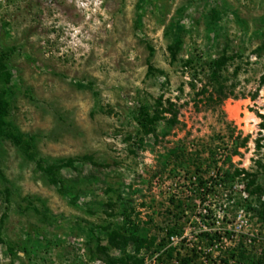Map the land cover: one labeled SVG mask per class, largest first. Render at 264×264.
Wrapping results in <instances>:
<instances>
[{
  "label": "rangeland",
  "instance_id": "1",
  "mask_svg": "<svg viewBox=\"0 0 264 264\" xmlns=\"http://www.w3.org/2000/svg\"><path fill=\"white\" fill-rule=\"evenodd\" d=\"M223 53L219 82L237 97L212 106L208 62ZM0 64L9 129L32 153L0 133V264L132 254L108 235L131 208L157 242L179 223L184 255L205 246L202 230L264 196V0H0ZM160 95L178 123L146 133L139 108L152 114ZM242 99L258 119L251 131L230 112ZM251 178L262 193L247 197ZM240 250H215L205 264H237L249 256ZM157 251L137 257L165 264Z\"/></svg>",
  "mask_w": 264,
  "mask_h": 264
},
{
  "label": "trees",
  "instance_id": "2",
  "mask_svg": "<svg viewBox=\"0 0 264 264\" xmlns=\"http://www.w3.org/2000/svg\"><path fill=\"white\" fill-rule=\"evenodd\" d=\"M230 58L226 56L224 53L221 55H218L215 59L211 60L208 62V79L212 82L217 83L216 87H213V91L211 90L208 96L206 97L207 103L212 105V106H217L222 103V101L228 97H233L236 98L237 96L234 94L232 89H229L226 85L223 83L219 82V79L221 77V71L224 69L226 66L227 59ZM187 64L192 62V58H188L185 61ZM0 71L5 72L6 67L4 64H0ZM259 86L264 87V73H262L259 77L258 81ZM207 89L202 88L201 92H206ZM214 92V93H213ZM256 93H253L251 95V98H254ZM243 97V96H242ZM155 108L152 114H150L145 107H140L139 108V118L138 122L139 125L143 128V130L148 133V132H155V128L153 125L158 122V121H165L168 125H175L178 123V118H177V110L175 109L174 103L170 100H166V102L162 101V96L160 95L156 101H155ZM8 108H9V102L8 100L4 97V91L1 89L0 90V133L5 129L6 131V136L11 138V141L18 145L20 148H22L23 152L28 154V156H31L32 153H30L31 149V142L23 137L21 133H19L17 130H12L9 129V123L7 120V115H8ZM165 114H168L166 116ZM247 140V137H244L240 143L235 145V149L233 150V154H236L237 148L242 147ZM71 162V161H69ZM40 166V165H39ZM40 168L47 173L49 176L53 175V171L51 166L47 167H42ZM242 170L239 169H234L232 172V175H238L240 174ZM55 172V171H54ZM229 171L225 172V175H229ZM213 179V178H211ZM54 180V179H52ZM199 184L202 186H206V182L203 180L199 181ZM254 184V179L251 178L248 180L246 183V190L249 191L250 193L260 195L262 193L261 187L259 185H255L253 189L250 187ZM199 190V187H198ZM194 191V190H193ZM202 194V193H201ZM204 194V193H203ZM122 215V224L117 227H113L108 231V235L110 238L111 242L117 241L119 242L122 246L127 245L128 243H131L133 246V253L132 254H125L122 255L118 258L114 257H108L104 253L105 261L106 264H142V258L137 257V254L142 250H158L159 252L157 258H161V260L165 264H205L203 259H201V256L203 255V252L201 248H197V245L194 247L192 246L190 249V253L181 255L179 250H178V244L176 245H171L169 244V237L172 235H181L182 233V228L179 223H174L173 225H170L168 227H164L165 229V234L164 238H161L159 242H157V236L155 234L152 235H147L143 229H140L137 223V220L135 221L134 218H132L131 214L133 212V208L130 210L123 209L121 211ZM199 237L201 238H208L209 241L212 238L218 237L216 234L213 236L209 235V232L207 231H201L198 234ZM99 249L102 252H105L106 249L105 247H99ZM9 251H12V248L9 247ZM175 253V255H174ZM103 254V253H102ZM163 258V259H162ZM200 258V259H199ZM246 261V263L249 264V256H245L244 254H240L238 261ZM161 261V262H162ZM251 264V263H250Z\"/></svg>",
  "mask_w": 264,
  "mask_h": 264
},
{
  "label": "built area",
  "instance_id": "3",
  "mask_svg": "<svg viewBox=\"0 0 264 264\" xmlns=\"http://www.w3.org/2000/svg\"><path fill=\"white\" fill-rule=\"evenodd\" d=\"M242 191L244 196L253 195L246 191V185L242 186ZM250 206L252 208L248 207V210L244 207L239 208L234 215L233 223L215 230H202L209 232L210 236L215 234L218 236L210 241L204 237L205 246L197 245L203 252L201 259L204 263L208 262V258L215 250L225 252L230 249L233 254H238V249H241L240 251H245L246 255H249V264H264V196L251 202ZM183 239L184 235H172L169 237V244H179ZM237 264L247 263L244 260L238 261Z\"/></svg>",
  "mask_w": 264,
  "mask_h": 264
},
{
  "label": "bare ground",
  "instance_id": "4",
  "mask_svg": "<svg viewBox=\"0 0 264 264\" xmlns=\"http://www.w3.org/2000/svg\"><path fill=\"white\" fill-rule=\"evenodd\" d=\"M234 101V100H233ZM236 105H234L233 107L230 108V112L233 118L238 119L240 113H243L244 116H242V122L246 124L245 128L248 131H251L249 127H254L256 126L258 119L255 116L254 113H252L251 111L245 110V109H241L242 105H246L248 104V100L247 99H242L239 101H235Z\"/></svg>",
  "mask_w": 264,
  "mask_h": 264
}]
</instances>
